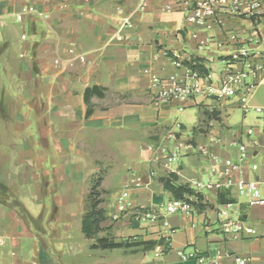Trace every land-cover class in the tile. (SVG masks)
Here are the masks:
<instances>
[{
    "label": "crops",
    "instance_id": "crops-1",
    "mask_svg": "<svg viewBox=\"0 0 264 264\" xmlns=\"http://www.w3.org/2000/svg\"><path fill=\"white\" fill-rule=\"evenodd\" d=\"M141 2L0 0V264L85 262L93 241L82 220L97 172L104 173L102 205L106 222L116 221L117 240L168 243L166 231L138 211L174 199L159 181L170 174L190 186L223 182L229 160L239 165L231 171L235 182L255 180L264 193V76L245 104L241 94L219 99L210 91L238 48L264 52V11L252 18L245 5L221 6L215 22L198 28L187 21L194 0ZM70 48L86 62L73 60ZM167 52L205 61L209 76L201 77L198 95L159 98L182 73ZM93 87L104 95L91 98L87 117L84 94ZM238 145L247 146L244 159ZM164 149L178 153L168 168ZM200 193L202 210L167 217L168 252L158 246L141 259L135 246L100 251L123 250L121 264H234L236 256L264 264V207L250 208L236 186ZM227 203L234 219L261 225L256 235L225 237L218 210ZM180 252L209 261H184Z\"/></svg>",
    "mask_w": 264,
    "mask_h": 264
},
{
    "label": "built area",
    "instance_id": "built-area-1",
    "mask_svg": "<svg viewBox=\"0 0 264 264\" xmlns=\"http://www.w3.org/2000/svg\"><path fill=\"white\" fill-rule=\"evenodd\" d=\"M242 5L247 8V14L255 18L261 11H264V0H194L190 12L187 15V21L194 24L198 28H204L209 23L215 22L221 6L232 7L234 11L239 10ZM146 6V0H142L141 8ZM26 13H36L33 7H28ZM264 14V12L262 13ZM42 16L41 14H39ZM23 14H19L17 19L22 21ZM232 40L236 37L231 36ZM22 39H26V35H22ZM69 55L73 56V60H77L80 63L86 62L84 55L76 53L75 49L70 48L68 50ZM173 64L177 69H181L182 73L171 77L169 80L171 86L167 90H163L159 94V98L165 101H171L172 99L187 100L195 97L201 92L200 79L201 75L198 71H193L189 67L185 66L179 59L177 54H173ZM227 68L221 72L219 78L218 87L210 89L216 98H232L238 94L242 95L241 102L246 103L248 96L253 90L254 83L264 76V52H255L247 47L238 48L231 57L226 61ZM209 75L205 76L208 77ZM159 81H156L158 84ZM178 129H181L180 123L176 124ZM252 131H249L251 134ZM257 143H254V145ZM241 152V158L244 159L247 154L246 145H238ZM165 153L166 149H164ZM178 158V153L171 155H165V166L169 165ZM215 161L216 158L213 157ZM226 169L220 173V176L225 178L223 182L220 180L216 183H202L200 181L192 182V189L200 192L204 188L216 187L217 189H230L236 186L238 193L245 197L247 205L250 208L264 207V193L262 192L259 182L240 180L235 182L231 171L239 168V165L234 164L232 161H225ZM252 169L256 171L257 165H253ZM129 197L128 192H124L119 199L120 211H124V202ZM197 199L195 197H185L184 199H172L161 208L142 209L138 211L140 219L148 220L153 223H158L162 229L166 231L165 239L168 241L171 230L167 223V217L174 214H187L197 212V208L193 204ZM233 204L227 203L218 210V218L221 222L222 233L228 240L240 239L244 235L254 236L257 234L255 228L247 226L241 219H234L231 216L230 210ZM161 210L164 214H161ZM160 253H163L162 251ZM179 256L182 260H197L199 263H207L209 259L198 253L186 254L180 252ZM234 264H250L249 259L236 256Z\"/></svg>",
    "mask_w": 264,
    "mask_h": 264
},
{
    "label": "trees",
    "instance_id": "trees-1",
    "mask_svg": "<svg viewBox=\"0 0 264 264\" xmlns=\"http://www.w3.org/2000/svg\"><path fill=\"white\" fill-rule=\"evenodd\" d=\"M167 55L174 58L173 53L167 52ZM182 63L192 69L193 71H198L201 76L209 75V69L205 66V61L198 57H193L189 61H182ZM104 95L103 89L99 87L88 88L85 91L84 99L88 106L87 117L93 114V106L91 103V98L93 96L102 97ZM165 191L169 192L174 199H184L185 197H195L196 202H193L198 211L206 207V203L203 195L200 192L195 191L188 184H180L179 178L175 174H170L166 177H161L159 179ZM101 184V176L99 175L96 179L92 180V188L88 197V210L83 216L82 220V230L85 237L92 240L91 249L92 250H115L119 248H127L131 246L143 247L146 251L154 250L156 247L161 246L162 252H168L170 247L164 239L157 241H138L130 243L127 240H117L114 237H101L100 233L103 232L104 228L102 224L107 220L106 211L100 207L102 203L101 195L102 191L98 188Z\"/></svg>",
    "mask_w": 264,
    "mask_h": 264
},
{
    "label": "rangeland",
    "instance_id": "rangeland-1",
    "mask_svg": "<svg viewBox=\"0 0 264 264\" xmlns=\"http://www.w3.org/2000/svg\"><path fill=\"white\" fill-rule=\"evenodd\" d=\"M256 162H259L261 163V160L258 158L256 159ZM103 176L104 173L101 171V172H97L95 174H93L92 176V180L93 179H96L98 176ZM102 180V179H101ZM100 191H102V187H101V184L98 188ZM102 199V203L100 205V207L103 209V198ZM116 221L114 219H111V221H108V222H104V230L103 232L100 234V235H103V237H113L112 234H113V226H114V223ZM254 228H256V230H260L261 229V225H259L258 223L257 224H254L253 225ZM115 238V237H114ZM129 241H132V242H136L138 240H135V239H132V238H129L128 239ZM139 256L140 258L142 259V257L146 256L147 254L151 255L152 257L155 256V253L153 250L151 251H146L145 248L143 247H139ZM85 255V262H81V263H77V264H101V263H107V264H121L122 261H124V259L126 258L125 256V252H123V250H119V251H107V252H104V251H100V250H89L87 249L84 253H82ZM81 254V255H82ZM84 256L82 255L81 258H83Z\"/></svg>",
    "mask_w": 264,
    "mask_h": 264
}]
</instances>
